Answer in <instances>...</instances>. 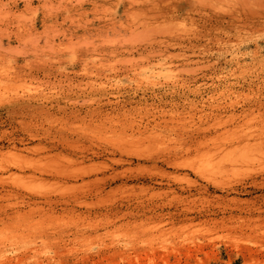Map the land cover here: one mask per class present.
Instances as JSON below:
<instances>
[{
	"label": "rangeland",
	"instance_id": "rangeland-1",
	"mask_svg": "<svg viewBox=\"0 0 264 264\" xmlns=\"http://www.w3.org/2000/svg\"><path fill=\"white\" fill-rule=\"evenodd\" d=\"M263 103L264 0H0V264H264Z\"/></svg>",
	"mask_w": 264,
	"mask_h": 264
},
{
	"label": "bare ground",
	"instance_id": "bare-ground-1",
	"mask_svg": "<svg viewBox=\"0 0 264 264\" xmlns=\"http://www.w3.org/2000/svg\"><path fill=\"white\" fill-rule=\"evenodd\" d=\"M262 102V101H261ZM108 103V102H107ZM258 103V102H257ZM264 104V103H263ZM25 105H30L29 103L28 104H25L24 103V106ZM116 105V104H115ZM258 105V104H257ZM103 106H104V104H103ZM111 106V105H110ZM261 106H262V104H261ZM264 106V105H263ZM44 107H46V106H44ZM257 107H259V106H257ZM40 107H38L37 109H39ZM54 107H53V105H51L50 107H47L46 108V110L47 111H49V110H51V109H53ZM58 109H59V107H57ZM65 108V107H64ZM71 108V107H70ZM99 108H100V106H99ZM109 108V107H108ZM62 109V108H61ZM87 109V108H86ZM102 109V108H101ZM41 110V109H40ZM60 110V109H59ZM75 110V109H74ZM109 110L111 111V109L109 108ZM42 111V110H41ZM43 111H44V109H43ZM47 111H45V113H48ZM105 111V110H104ZM60 112V111H59ZM67 111H65V112H60V113H62V114H64V115H67V113H66ZM71 112L72 113H68V115L67 116H69V117H71V118H75L76 117V115L78 114L76 111L75 112H73L72 110H71ZM77 113V114H76ZM93 113H95L94 115H96V116H99L102 120H98V122H99V124H100V127L101 126H103V125H101V121H103V118L104 119H107V120H110V116H109V114H106V115H104V114H102L100 111H98L96 108L95 109H88V111H86V115L87 114H91V116H92V114ZM244 113V112H243ZM94 115H93V117H94ZM66 116V117H67ZM103 117V118H102ZM242 117V116H241ZM76 118H78V117H76ZM82 118V117H81ZM95 118V117H94ZM97 118V117H96ZM79 119H80V117H79ZM83 119V118H82ZM106 120V121H107ZM94 121V120H93ZM95 121H96V119H95ZM108 123V122H107ZM105 124V123H104ZM98 127V126H97ZM145 128V127H144ZM255 137H252L251 138V140L253 141V143H249V142H246L247 143V145H253V146H256V147H261V148H263L264 147V134L263 133H260V134H256V135H254ZM238 138V137H237ZM237 138H236V141H235V143H237L238 144V142H240V141H237ZM204 139V138H203ZM239 140L241 139V138H238ZM246 140H248V137H246L245 138ZM201 140V139H200ZM243 140V139H242ZM192 141V140H191ZM193 141H196V139L195 138H193ZM104 155H105V157H109L110 155H111V152H108L107 150H105V153H104ZM95 156H96V158H99V157H101L102 155H100V154H95ZM109 160V159H108Z\"/></svg>",
	"mask_w": 264,
	"mask_h": 264
}]
</instances>
